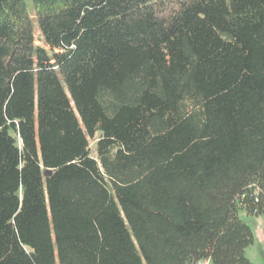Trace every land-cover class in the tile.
Instances as JSON below:
<instances>
[{"label":"trees","instance_id":"trees-1","mask_svg":"<svg viewBox=\"0 0 264 264\" xmlns=\"http://www.w3.org/2000/svg\"><path fill=\"white\" fill-rule=\"evenodd\" d=\"M241 212L264 0H0V264H253Z\"/></svg>","mask_w":264,"mask_h":264},{"label":"rangeland","instance_id":"rangeland-1","mask_svg":"<svg viewBox=\"0 0 264 264\" xmlns=\"http://www.w3.org/2000/svg\"><path fill=\"white\" fill-rule=\"evenodd\" d=\"M28 11L32 13V0H25ZM35 35L38 37L40 31L37 23H34ZM95 156V152H93ZM241 218L251 227L253 231L254 243L247 251L246 256L253 264H264V233H263V217H248L244 212L240 214Z\"/></svg>","mask_w":264,"mask_h":264},{"label":"built area","instance_id":"built-area-1","mask_svg":"<svg viewBox=\"0 0 264 264\" xmlns=\"http://www.w3.org/2000/svg\"><path fill=\"white\" fill-rule=\"evenodd\" d=\"M210 262H211L210 260H198L190 264H210Z\"/></svg>","mask_w":264,"mask_h":264},{"label":"crops","instance_id":"crops-1","mask_svg":"<svg viewBox=\"0 0 264 264\" xmlns=\"http://www.w3.org/2000/svg\"><path fill=\"white\" fill-rule=\"evenodd\" d=\"M210 264H212V263L210 262Z\"/></svg>","mask_w":264,"mask_h":264}]
</instances>
